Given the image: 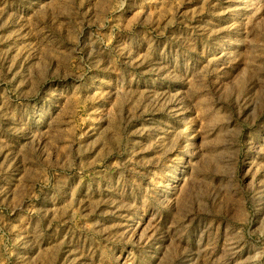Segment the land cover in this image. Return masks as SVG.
<instances>
[{"label":"rangeland","instance_id":"obj_1","mask_svg":"<svg viewBox=\"0 0 264 264\" xmlns=\"http://www.w3.org/2000/svg\"><path fill=\"white\" fill-rule=\"evenodd\" d=\"M0 264H264V0H0Z\"/></svg>","mask_w":264,"mask_h":264}]
</instances>
